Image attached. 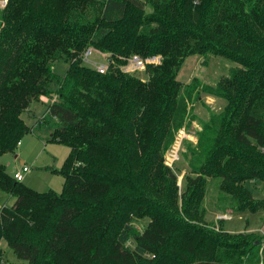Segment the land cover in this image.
Returning <instances> with one entry per match:
<instances>
[{
    "label": "trees",
    "instance_id": "16d2710c",
    "mask_svg": "<svg viewBox=\"0 0 264 264\" xmlns=\"http://www.w3.org/2000/svg\"><path fill=\"white\" fill-rule=\"evenodd\" d=\"M150 10L148 11V8ZM110 54L101 73L83 61ZM162 55L129 73L133 54ZM236 62L210 85L178 79L189 56ZM68 59L64 73L53 70ZM145 73L146 79L139 74ZM226 102L186 156L185 188L166 164L175 134L193 119L199 92ZM55 97L42 116L51 140L69 146L62 191H38L0 163L5 240L26 264H264V233L209 223L207 176L219 177L238 211L263 207L245 185L264 181V0H7L0 9V156L30 127L22 114ZM146 219L138 228L134 221ZM0 264H19L4 260Z\"/></svg>",
    "mask_w": 264,
    "mask_h": 264
},
{
    "label": "rangeland",
    "instance_id": "374dc122",
    "mask_svg": "<svg viewBox=\"0 0 264 264\" xmlns=\"http://www.w3.org/2000/svg\"><path fill=\"white\" fill-rule=\"evenodd\" d=\"M6 3L7 0H0V9L4 7ZM149 10L150 7L148 8V11ZM105 54L108 53L105 52L104 54H100L99 52H93L91 55V62L85 63V61H83L89 67H93L92 60L106 63V59L103 58V55ZM108 55L110 57V54ZM68 64L67 58H61L60 61L53 64V70L59 74L64 73ZM239 66L240 65L236 62L219 55L210 54L207 56H189L181 65L178 79L183 82L184 88L196 79L210 85H215L220 78L227 76L233 67ZM139 72L140 71H137L136 73ZM139 75L143 79L147 78L145 73H140ZM199 96V98L189 105V111H191L193 119L189 124L185 123L182 127L185 129L186 135L183 136L182 145L178 151L177 158L174 159L170 154L173 144L169 146L164 153L165 159L174 172L178 174V185L181 187V191L185 188V177L188 174H192L186 157L189 154L188 147L190 145H198L199 132L203 131V124L210 120L213 113L218 114L222 112L226 105L223 98L208 95L204 91H200ZM54 99L55 97L42 96L33 102L34 104L35 102H39L36 104L39 105L40 111L35 110L36 106L34 107V110L32 108V110L29 111L30 106L22 114L28 126L30 123L32 124L33 121L37 122V120L40 125L36 126L35 132H28L18 141L15 151L3 153V155L0 156V163L6 165L7 171L11 175H13V173L24 163L29 166L30 171L25 173L24 179L22 180L23 182L38 191L52 189L57 193H60L64 184V177L58 173V170L63 165L65 161L64 159L69 153V146L54 140H48L46 142L47 138L50 137V134L53 132L52 130L56 122L54 119L46 118L41 114L47 103L54 101ZM35 113H37L38 116L32 117L35 116ZM29 127L31 128L32 126L30 125ZM177 135L178 132L175 134L174 143L178 137ZM21 140L23 141L22 145ZM21 161L24 162L22 163ZM44 166H46V169L43 168ZM220 181L221 179L219 177L213 178L207 176V188L202 203L206 211L205 216L207 221L214 224L216 228L224 229L228 233H238L241 232L239 230H243L246 227V224L249 223L248 218H251V226L255 228L254 230H259V233L264 224L263 207L255 212H252L249 209L238 211V204L234 201L232 193L222 189L219 185ZM245 185L251 189L254 198L264 197L263 180L249 179L245 181ZM12 200L13 197L10 196L9 193L0 189V208L5 206V204L11 205ZM146 222V219H141L140 221H134V225L141 228ZM0 247L5 261L10 260L19 264L27 263L25 260H19L16 257L15 253L5 240L0 243Z\"/></svg>",
    "mask_w": 264,
    "mask_h": 264
},
{
    "label": "built area",
    "instance_id": "2783aa9c",
    "mask_svg": "<svg viewBox=\"0 0 264 264\" xmlns=\"http://www.w3.org/2000/svg\"><path fill=\"white\" fill-rule=\"evenodd\" d=\"M197 1V0H195ZM93 52H99L100 54H104L101 51H99L98 49L94 48L93 46H90L89 48H87L84 52H83V60L85 61V63H89L91 62V55ZM103 58L106 59V63H101V62H97L95 60H92L93 63V67L98 69V71H100L101 73H105L108 68L109 65L111 64L112 60L109 59V55L105 54L103 55ZM162 61V55L160 54H151L150 56H142L138 53L130 56L127 59V62L123 65H121V68H123V70L127 71V72H131L134 73L136 71H145L147 68V65H151V64H159ZM182 134V135H181ZM186 135L185 129L184 128H180L178 130V137L174 143L173 141V148L170 151L171 156L175 159L178 156V151L182 145V140H183V136ZM166 161V164L169 166L170 164ZM30 170L29 166L26 164H23L20 169L16 172L13 173V177H15L18 181L19 180H23L24 179V175L26 172H28ZM262 245L264 246V240L262 242Z\"/></svg>",
    "mask_w": 264,
    "mask_h": 264
},
{
    "label": "crops",
    "instance_id": "0c3cea01",
    "mask_svg": "<svg viewBox=\"0 0 264 264\" xmlns=\"http://www.w3.org/2000/svg\"><path fill=\"white\" fill-rule=\"evenodd\" d=\"M44 100V99H43ZM36 103H39V102H35V104L33 103L32 105H31V107H30V110L29 111H31L32 110V108H33V110H34V107H35V110H37V111H40V107H39V105L38 104H36ZM48 104V103H47ZM46 108H47V105L45 106V109L41 112V114H43L44 112H45V110H46ZM38 115H37V113H35V116H32V117H37ZM30 118H32L31 116H29ZM46 120V119H45ZM32 126L31 128H30V131L31 132H35L36 131V126H39L40 125V123L38 122V120H37V122L35 121H33V123L31 124H29V126ZM52 134V133H51ZM51 134H50V137H48L47 138V140H46V142L48 141V140H51L50 138H51ZM45 143V142H44ZM23 144V141L21 140V145ZM22 163L24 162V161H21ZM24 164V163H23ZM22 164V165H23ZM21 165V166H22ZM20 166V167H21ZM20 167H19V169H20ZM43 168H45L46 169V166H44ZM19 169H17L16 171H18ZM15 171V172H16ZM30 171V170H29ZM28 171V172H29ZM27 173V172H26ZM27 184V183H26ZM28 185V184H27ZM30 186V185H29ZM14 197H13V200H12V203L14 202ZM232 217V216H231ZM251 218H248V221H249V223L248 224H246V227L243 229V230H239V231H241V232H246V231H252V232H256V233H258V231L259 230H254L255 228H253V226H251V224H252V220H250ZM231 232V231H230ZM261 233H264V224H263V227L261 228V231L258 233V234H261Z\"/></svg>",
    "mask_w": 264,
    "mask_h": 264
}]
</instances>
